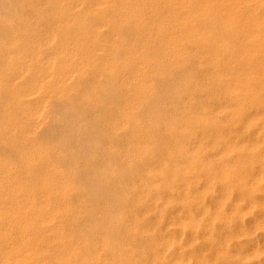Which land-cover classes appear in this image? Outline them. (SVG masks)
<instances>
[{
    "label": "bare ground",
    "instance_id": "obj_1",
    "mask_svg": "<svg viewBox=\"0 0 264 264\" xmlns=\"http://www.w3.org/2000/svg\"><path fill=\"white\" fill-rule=\"evenodd\" d=\"M24 1H26V3H24V5L26 4V6H28V8L29 7L33 8V6L35 5L34 4L35 2L32 3V1H30V0H24ZM47 1L50 2L49 0H47ZM55 1H56L57 6L55 9H53V14H54L53 19L51 17V19L53 20L52 22L54 24V27L51 28L50 31H48V32L45 31V33L41 34V36H36L37 35L35 33L36 31L34 33L30 32V30L27 29L26 23L23 22L25 27H23L22 30L17 32V29H19V28H17L16 31H14V29L8 31L5 34V37H3L1 42H0V93L3 92L4 95H5V93L8 94V98H9V100L7 99L8 102L6 103L3 100L1 101V97H0V102H2L3 104L5 102V104L7 105L5 107H7L8 109H10V107H12L13 109L19 110V112L22 113V119L16 120L15 118L12 117L13 115L7 109L2 107L5 110V112L2 109L4 116H3V120L2 119H0V120L3 121V124L5 123L8 126H7V128L5 127V128H2V130H0V139H14V137H18V138L21 137L20 138L21 140L24 141L27 139L29 141L31 136H33L32 134L34 132V128L35 127L37 128L36 125H37L38 116L41 115V113L43 112V109L46 108L48 104H50L49 106L51 108L53 107L51 105V103H49V102L52 99H56V98L58 99V98L63 97V96H65V97L69 96L68 94L72 91V89L74 88V85L71 84L72 83L71 81H69L70 83H68V80L71 79V77L74 76L75 74L77 77L81 76V78H82V74L85 71L86 65L87 66L88 65H93V66L97 65L98 66V64H99V66H101V69H102L100 71H106L107 74L109 73V75L111 76L110 78L115 79L116 81H119L120 82L119 84L122 85L123 87H125V90L128 93V95L130 94V99L125 104V107H119V108L115 109V113L117 116L111 122L110 128L112 129L113 132H119V130H125V129L130 132L129 137L126 139L127 140L126 147L124 146L125 148L123 149V155H122L123 160L121 159L122 160L121 166L123 164L126 168H128V170H131L132 169L131 165L133 163H137L141 166H144V168H145L144 170H145V173L147 176V179H146L147 182H145L143 184L142 191L138 192L135 189L136 186L133 187V190L131 189L133 194H134V198H135L134 201L137 203H141L144 206L145 212L144 211L143 212L145 214L144 215L142 214L143 218H141V219H143V222L145 223L144 219H146L147 214H149V212H152L153 214H155V219L157 220V223H158V220L161 221L162 219H165L164 217H166L163 214V212H164V208L166 207L167 204L174 202V200H176V199H178V200L180 199V200H183L185 202L197 200L195 202V204L199 207V210L197 213L193 214L190 210H188L182 216L179 214L172 216L171 222L174 223L175 225L179 224V226H182L181 227L182 229L187 227V228H191V230H194L195 232H198L200 225L203 224V222H204L205 228H204V234L203 235H204V238H207L208 243L210 245L214 246L213 259L214 260L221 259V260L226 262L224 264H228V261L231 258L230 256H232L231 252L229 251V244H230L229 241H230V239H232V235L236 234V233L232 234L230 229H229L228 223H229V217L230 216H227V213L224 209L225 202H231V207H230L231 211H232L233 215L235 214L236 216H239V218L241 216L243 217L246 213L251 212V210L255 206L259 207L261 209V211H263L262 215L264 213V200H263L264 195H262L261 198L258 196L259 199L256 197L257 192H259V194H261V193L264 194V0H163L164 3L161 5L159 4L158 0L157 1L132 0L134 2V4H136L135 5L136 16L134 18H137L140 21H144L145 15H147V14L146 13L144 14L142 12L145 10H148L150 17L151 16L153 17L152 23L151 22L150 23L152 25V28L154 29V32H153V34H148V36L147 35L146 36H147V40H150V39L157 40L155 42H157V44H159L160 47H162V49H163L162 53H161L162 56H161V58H157L155 55V56H153L154 58L152 59V58L147 56L149 53L148 50H147V52H148L147 55L145 54V52H142V51H141L142 53L140 52L139 54H136L131 50V48L125 47L126 46L125 45L124 46L125 49L122 50L124 52V57H123L124 59L123 60H117V58L115 57L114 51H115V49H117L119 47L118 46L120 44V42H119V44L117 43V45L116 44L112 45V51H110L111 54L108 51V53H109L108 55L110 57L109 58L110 61L107 62L108 65H106V64L100 65V63H98V57H97L96 52L98 50L103 49L104 46L102 44V41H100L98 35L95 32L97 29H99L98 27L101 25V23H103L104 20H105L104 23H106L107 20L104 19L103 16L98 15L99 14L98 12H97L98 14H96V10L100 6H105V8L107 7L108 9L113 11V13H116V15H117V13H119L121 10H123L129 6L126 4H131V2H129V0H92V4L91 3L89 4L90 5L89 8H91L93 10V12L91 11L92 15L94 14L97 16L96 17L97 21L94 22V18H93V21L89 22L85 18V12H82V14H80V9L81 8L84 9V4H85L84 1L85 0H55ZM138 1H140V2H138ZM41 2H40V4H41ZM5 4H7V2H5ZM13 4L11 5V8H12ZM3 5H4V0H3ZM6 6H4V7H6ZM8 7H9V5L7 6V8ZM89 8L87 9V11H89ZM128 9H129V7H128ZM4 10H6V9L4 8ZM31 10L33 11V9H31ZM40 10H43V9L40 8ZM100 10H101V8H100ZM16 11H17V9H16ZM37 11H39V8L37 9ZM18 12H20V11L18 10ZM44 12H47V11H44ZM49 13H50V11H49ZM87 13H89V12H87ZM3 14H1V15H3ZM14 16H12V17H14ZM122 16L125 17L123 14H122ZM90 19H91V17H90ZM35 20L37 22V19H35ZM8 21H10V20H8ZM16 21H17V19H16ZM3 22H0V25L3 26V29L5 27L7 28V25L10 24V22H7L8 24L3 23ZM21 22H20V24H21ZM29 22H30V20H29ZM40 22H41V20H40ZM18 25H19V23L17 24V26ZM8 26L10 28V25H8ZM73 28L74 29L76 28V30L74 31ZM34 29H36V28H34ZM0 32H2V31H0ZM108 33H107V35H108ZM57 34H60V35L57 36ZM112 38H114V37H112ZM134 38H135V36H134ZM184 43L191 44V46L194 48V59H195L194 63L191 62V56L192 55L191 54L189 55L190 52L185 51V49L183 47ZM109 44H112V43H109ZM150 44L152 45V43H150ZM106 46H108V44ZM144 47H145V45L143 46V48ZM143 48H141V49H143ZM105 49H107V48H105ZM105 54H106V52H105ZM119 54H120V52H119ZM151 55H152V53H151ZM99 57H100V55H99ZM179 57L180 58L183 57L182 58L183 59L182 62H184L183 66L185 65L186 61H187V63L189 62V65L185 66L184 69H187L190 66L195 67V69H200V70L208 67L207 68L208 72L204 78V82H201V83H198L197 81L193 80L195 78V76L192 74H188V75L183 76V81H185L186 86H187L186 88H188V91H189V94L186 95L188 105L185 108V115L181 116L177 113H176V115L171 114L172 115L171 118H173V120L170 121L169 125H171V126L168 129H166V131H167L166 133L168 135L167 137H169V139H167L165 137L163 139H161L160 134L157 133L158 134L157 135L155 133L156 130L155 131L149 130L151 128L156 127V124L152 122L153 119L151 120V119L145 118L146 120H144L143 118L138 117L136 115V113L138 112V109L140 108L141 105H145V102H144L145 97L147 95H149V93H151L150 92L151 90H153V87L150 84L151 81L149 82V80L147 79V76L148 75H154V74L162 75L166 71H168L169 68L174 67V66L176 67V65H178V61H179L178 58ZM98 68L99 67H97V69ZM174 69L175 68H173V70ZM89 70H90V68H89ZM91 71H90V73H91ZM168 74L170 75V72H168ZM172 74L173 73H171V75ZM87 76L88 75H86V77ZM104 76H105V74H104ZM94 81L97 82V77L94 78ZM81 85L83 86V84H81ZM95 85H96V83H95ZM152 85H153V83H152ZM79 86H80V84H79ZM100 92H101V90H100ZM102 94H103V92H102ZM4 95H2V96H4ZM99 95H100V93H99ZM72 96H74V95H72ZM72 96H71V99H72ZM103 96H105V95H102V97ZM84 98L86 99L87 102L90 101V100L88 101V99H89L88 93L84 96ZM67 99H69V97H67ZM105 99H107V97ZM63 100H66V99H63ZM74 100H76V99H74ZM79 100H81V99L79 98ZM93 101H91V102H93ZM64 102H63V104H64ZM70 102H71V100H70ZM143 102H144V104H143ZM2 103H0V104H2ZM75 103H74V105L72 103V105L75 106ZM154 103H155V101H154ZM101 104H102V102H101ZM58 105H60V104H58ZM72 105L70 103L71 107H72ZM89 105H91V104H89ZM89 105H87V106H89ZM67 107H68V105H67ZM78 107H77V109H78ZM105 107L107 108V106H105ZM73 108L74 107H72V109ZM62 109H64V108H62ZM52 110H53V108H52ZM69 110H71V109H69ZM82 110H84V109H82ZM92 110H94V109H92ZM45 112L43 114H45ZM67 113H69V112H67ZM82 113H85V112L82 111ZM106 113H108V112H106ZM106 113H105V115H106ZM53 114H54V112H53ZM18 115H19V113H18ZM45 115L48 116L47 113ZM52 115H50V116H52ZM97 115H99V114L97 113ZM145 115H146V113H145ZM54 116H55V114L53 115V117ZM78 116H80V115H78ZM111 118H113V117H110V119ZM18 119H19V117H18ZM48 119L51 120L50 117H48ZM80 120H82V119H80ZM97 120H99V118ZM41 121H42V119H41ZM160 121H161L160 119H157V122H160ZM39 122H40V120H39ZM47 122H50V121L47 120ZM47 122H46V124H47ZM67 122H69V121H67ZM42 124H44V123H42ZM46 124H45V126L42 125L43 128L46 127ZM60 124H62V123H60ZM74 124H75V122H74ZM47 125L49 127V123ZM78 125H80V124H78ZM87 125H89V124H87ZM105 125H107V124H105ZM39 126H41V125H39ZM74 126H76V125H74ZM146 126H148V128H146ZM67 127H69V126H67ZM81 127H83V124ZM71 128H69L70 131H71ZM93 128H95V127H93ZM176 128H178V129L180 128V130H176ZM48 129H50V128H48ZM83 129H84V127H83ZM41 130H43V129H41ZM50 130H52V129H50ZM61 130H62V128H61ZM69 130H67V132ZM103 130H105V129H103ZM56 131H60V130L57 129ZM73 131H72V133H74ZM76 131H78V130H76ZM100 131H102V130H100ZM44 132H46V131H44ZM53 132H54V130H53ZM78 132H77V134H78ZM40 133H43V131L39 132V136H40ZM102 133H103V131H102ZM110 133H112V132H110ZM55 134H56V132H55ZM44 135H46V137H48L47 136L48 134H44ZM44 135H41L40 137H42V136L44 137ZM156 135L159 137H157ZM63 136H64V132H63ZM75 136H78V135H75ZM79 136H80V134H79ZM100 136H102V135H100ZM46 137H45V139H46ZM54 137L57 138V136H55V135H54ZM89 137H90V135H89ZM89 137L87 136V138H89ZM60 138L61 137H59V139ZM83 138H84V132H83ZM42 139H44V138H42ZM47 139H49V138H47ZM90 139L92 140V137ZM19 140H17V141H19ZM49 140H51V139H49ZM67 140L69 141V139H67ZM94 140H97V139H94ZM72 141H74V140H72ZM114 141H115V139H114ZM168 141L170 142L169 144H167ZM50 142H52V141H50ZM89 142H91V141H89ZM93 142H95V141L92 140V143ZM98 142H96V143H98ZM13 143H14V141H13ZM46 143H48L47 140H46ZM52 143H54V142H52ZM0 144H1V142H0ZM39 144L40 143L38 142V145H35L33 147L32 151L29 152L30 155H26L28 157L26 158L25 165H27V166L30 165L33 168V164L35 161H36L35 163H39L42 165L45 158H48V157H46L48 152H49L48 148H46L48 145H46V147H44V146L42 147ZM58 144H61V143H58ZM89 144H91V143H89ZM12 145H14V144H12ZM80 145H82V144H80ZM51 146L52 145H50V148H51ZM95 146H96V144H95ZM4 147H7V144H6V146L4 145ZM53 147H55V146L53 145ZM61 147H63V145ZM86 147H89V146L87 145ZM100 147H101V145H100ZM9 148H8V153H10ZM13 148H14L13 152H15V147H13ZM91 148H93V147H91ZM20 149L23 151V147ZM78 149H79V147H78ZM78 149H77V151H78ZM108 149H109V147L107 148V150ZM50 150H52V149H50ZM71 150L75 151L76 149L75 150L71 149ZM98 150H99V148L96 151H98ZM116 150L114 152L112 150V153H115V152L117 153ZM57 152H59V151H57ZM107 152L109 153V151H107ZM19 153H20V151H19ZM54 153L56 154V152H54ZM66 153H67V151H66ZM72 154H73V152H72ZM79 154H81V153H79ZM82 154H84V153H82ZM159 154H160V156H159ZM1 155H3V154H1ZM74 155H75V152H74ZM78 155H76V157ZM105 155H106V153H105ZM110 155H113V154H110ZM18 156H19V154H18ZM68 156H69V154H68ZM93 156H94V154H93ZM1 157H3V156H1ZM4 158H5V156H4ZM16 158L18 159V157H16ZM113 158H115V155H114V157H111V159H113ZM47 160L48 159H46V161ZM78 160H79V158H78ZM85 160H87V159H85ZM68 161H70V160H68ZM72 161H74V160H72ZM94 161H95V159H94ZM94 161L92 160V163H94V165H95ZM2 162L0 160V164H2ZM16 162H17V160H16ZM18 162H19V160H18ZM78 162H80V161H78ZM82 162H84V160ZM22 163H23V161H22ZM46 163H48V162H46ZM52 165H53V163H52ZM52 165L49 164V166H52ZM55 165H56V163H55ZM64 165H65V163H64ZM71 165L69 164L70 168L72 167ZM83 165H84V163H83ZM4 167H6V166H4ZM4 167H3V169H4ZM36 167H37V165H36ZM109 167H111V166H109ZM109 167H108V169H109ZM45 168H48V165H47V167L45 166ZM71 170H73V169H70V172H71ZM9 171H11V170H9ZM32 171H34V170H32ZM44 171H45V169H44ZM107 171H111V170H107ZM132 171H134V170H132ZM46 172L49 173V171H46ZM50 172H51V169H50ZM77 172H80L77 174H81V171H77ZM52 173H53V171H52ZM83 173L81 174L82 176H83ZM91 173H93V172L91 171ZM91 173L89 174L90 176H91ZM94 173H95V171H94ZM113 173H115V172L113 171ZM118 173H119V171H118ZM32 174H34V172ZM96 174H97V172H96ZM96 174H94V175H96ZM107 174H108V172H107ZM128 175H129V173H128ZM6 176H8V175H6ZM9 176H12V175H9ZM68 176H66V178H69ZM99 176H100V173H99ZM117 176H118V174H117ZM35 177H36V175H35ZM11 178H13V177H11ZM16 178H18V177H16ZM88 178L86 177V179H88ZM110 178L111 177H109V179ZM60 179L62 180V178H60ZM73 179L75 180V179H77V177L76 178L74 177ZM78 179H79V177H78ZM118 179L119 178L117 177V180ZM129 179H132V177ZM16 180L18 181L19 179H16ZM96 180L94 179V183ZM80 181H76V182L79 183ZM114 181L115 180H113L111 182L114 183ZM33 182H34V180H33ZM88 182H89V180H88ZM107 183H110V182H106V184ZM132 183H134V182H132ZM38 184H39V190L40 191H43V189L44 190L45 189H56V191L58 192V195L61 194L62 196H65L67 191L74 190V185H71L70 182H68V180L67 181L66 180L65 181L64 180L57 181L56 178H54V177L53 178L48 177V178L42 179V181ZM81 184H83V182ZM85 184H87V183L85 182ZM88 184H90V183H88ZM1 186L2 187H0V189H3V190H5L6 187L9 189H11V187L12 188L16 187L19 189L17 183L16 182H10V180L6 181V183L3 185L1 184ZM20 186H21V184H20ZM92 186H94V185H92ZM31 187L29 186L30 190H29V188L26 189V187H25V189H24L22 187V189H20V191H18L17 193H15V191H14L15 189H14L12 196L9 194L8 195L9 197H7V198H5L3 196L5 198V199L3 198L4 200L0 199V264H44V262L42 260L39 261L40 259L37 257V255H38L37 254V247H38V240L39 239L37 237H35V239L33 241H31L30 240V232L32 231L31 229H35V227L33 228L32 225L33 224L36 225L35 223L37 221H39V219L42 218L41 216H39L40 215L39 212L43 211L45 206L43 204V202H44L43 199H42V201H43L42 203L40 201V198L43 197L42 194L35 193L36 187H34V188H31ZM98 187H101V186H98ZM115 187H117V186H115ZM125 187H126V185H125ZM214 187L218 188V193H217L216 197L213 199L211 206L207 207L206 205H203V203H204L203 201H204L205 197L209 194V192ZM87 188H89V187H87ZM102 188L106 189V187H104V186H102ZM18 189H16V190H18ZM80 189H84V188H80ZM96 190H98L97 192H100L99 189H96ZM111 190H114V189H111ZM121 190L123 191V189H121ZM56 191L54 193H56ZM117 191H118V193H120L119 189ZM47 192H48V190H47ZM79 192L80 191H78V193ZM81 192H82V190H81ZM112 192H115V191H112ZM109 193L110 192L107 193V197L109 196L108 195ZM125 193H123V194H125ZM127 194L128 193H126V195ZM76 195H77V193H76ZM96 195H97V193H96ZM98 195L100 196V194H98ZM112 195L114 196V193ZM78 196H80V193ZM78 196H77V198H78ZM102 196H105V195L103 194ZM116 196H115V198H116ZM37 197H38V200H37ZM60 197H59V199H60ZM107 197H106V199H107ZM110 197L112 198V196H110ZM124 197H125V195H124ZM99 198H101V197H99ZM121 198L123 199V197H121ZM106 199H104V200H106ZM110 199H109V201H111ZM159 199L160 200L162 199L161 202H159ZM83 200L82 201L80 200V201L83 202ZM113 200H115V199H113ZM125 200H126V198H125ZM60 202H62V203H60V205L62 204L61 206L63 207V209H67L66 208V206H67L66 201L62 200ZM115 202H117V201H115ZM56 204H58L57 201H56ZM96 204L97 205H95V207L98 206V202ZM132 204L134 205L133 202H132ZM51 205H52V202H51ZM84 205H86V204H84ZM70 206L71 205H69V207ZM91 206H93V205H91ZM112 206H113V204H112ZM126 206L127 205H125V207ZM75 207H76V204H75ZM128 207H130V206H127L126 208L128 209ZM50 208H48V209H50ZM112 208L117 209V207H115V205ZM120 208L122 210L123 207L120 206ZM140 208H141V206H140ZM79 210H81V209H79ZM92 210H95V209L92 208ZM104 210H105V208H104ZM111 210H113V209H111ZM52 211H57V209L54 208ZM83 211H81L79 216H77V217L80 218ZM89 211H91V210H89ZM115 211H118V209ZM91 212H93V211H91ZM99 212L100 211H98L97 213H99ZM101 212L103 214V211H101ZM123 212H124V210H123ZM77 213H79V212L77 211ZM104 213H106V212H104ZM122 213H120V215ZM232 213H231V215H232ZM75 214H76V212H75ZM83 214H85V213H83ZM89 214H92V213H89ZM43 215H45L44 212H43ZM99 215H100V213H99ZM106 215H108V214H106ZM126 215H128V213ZM89 216L91 218V215H89ZM83 217H81V219ZM87 217H88V215H87ZM130 217H132V216H130ZM68 218H70V217H68ZM92 218H94V217H92ZM111 218H112V216H111ZM132 218H134V217H132ZM42 219L48 221V219H51V216L50 215L48 216L46 213V216H43ZM84 219H86V218H84ZM149 219H150V217L148 218V220ZM217 219L223 221L224 224H226V228H227L226 233L221 235V236H218V237L214 236L215 234H214V226H213ZM57 220H59V219H57ZM75 220H76V218H75ZM127 220H129V219H127ZM47 221H45V222L47 223ZM110 221L112 222V219ZM140 221H141L140 223H142V220H140ZM253 221H254L255 227H258V226L260 227V225H262L261 224L262 221H264V216L259 215V217L255 218ZM39 222H41V221H39ZM95 222H97V221H95ZM101 222H103V221H101ZM75 223H73V224H75ZM78 223H77V227H79ZM164 223H166V222H164ZM41 224H43V223H41ZM68 224H70V222ZM83 224H85V223H83ZM86 224H89V223H86ZM96 224L97 223H95V225ZM107 224H109V223H107ZM111 224H113V222ZM46 225H49V224H46ZM91 225H93V222ZM56 226L57 227L55 230V234L60 233L62 235V233H64V231H63L64 226L62 224H57ZM72 226H74V225H72ZM109 226H111V225H109ZM128 226H129V223H128ZM150 226H151V223H150ZM44 227H45V225H44ZM50 227H46L45 230L47 228H50ZM52 227H55V226H52ZM85 227L86 226H84V230H85ZM111 227H113V226H111ZM146 227H148V225H146ZM152 227L155 228V226H153V225H152ZM165 227H166V225H165ZM37 228H39V227H37ZM42 228H43V225H42ZM42 228H40V232H41ZM80 228L83 229L82 226ZM86 228H90V227L88 226ZM97 228H98V226H97ZM167 228H168V225H167ZM76 229H74V230H76ZM82 229H80V230H82ZM242 229L244 230V227ZM89 230H88V232H89ZM132 230L135 231V227ZM68 231H69V229H68ZM79 231L77 232V234L79 233ZM100 231H102V230H100ZM100 231L98 233H100ZM147 231H149V230H147ZM88 232H87V234H90ZM90 232L93 235V233H92L93 230ZM114 232H111V233L113 234ZM155 232H156V230H155ZM44 233H47V232H44ZM66 233L68 234V232H66ZM105 233L107 234V232H105ZM117 233H118V231H117ZM157 233H158V231H157ZM243 233H244V231H243ZM51 234H53V233H51ZM74 234H73V236H74ZM56 235H58V234H56ZM83 235L85 236V234H83ZM92 235H90V236H92ZM155 235H157V234H155ZM43 236H44V234H43ZM185 236H186V234H185ZM122 237H123V235H122ZM151 237H152V235H151ZM190 237H191V235H190ZM234 237H236V236H233V238ZM67 238H68V235H67ZM57 239H55V240L57 241ZM90 239H91V237H90ZM90 239H89V241H90ZM136 239H138V238H136ZM155 239H156V237L154 238L153 245L156 244ZM191 239L194 240V238H191ZM44 240H45V238H44ZM64 240H65V238H64ZM107 240H108V238H107ZM161 240H163V243H164L163 246H165L169 243L170 244L175 243L177 238L166 235V236L162 237ZM178 240H181L180 237H178ZM51 241H53V240L51 239ZM72 241H73V239H72ZM130 241H131V239H130ZM65 242H67V240H65ZM115 242H116V240H115ZM177 242L178 241H176V244H177ZM70 243H71V241H70ZM70 243H67V244L69 245ZM86 243H87V245L89 244V242H86ZM107 243L109 244L110 241H108ZM71 244L69 246H71ZM75 244H73V245H75ZM79 244H80V241H79ZM102 244H103V242H102ZM149 244H151V243L149 242ZM188 244H190V243H188ZM60 245L62 246V242ZM77 245H78V243H77ZM87 245H84V246H86V247L90 246V245L89 246H87ZM72 246H71V248H72ZM109 246H110V244H109ZM74 247L75 246H73V248ZM66 248H68V247H66ZM79 248L80 247H78L77 249H79ZM117 248H118V246H117ZM205 248H206V246H205ZM61 249H63V248H61ZM172 249H175V248H171V251H170L171 254H172ZM49 250H50V248H49ZM80 250H79V252H80ZM89 250H90V248H89ZM104 250H105V247H104ZM72 251H73V249H72ZM150 251H152V250H150ZM261 251H264V243L262 246H260L256 249L249 248L245 252L244 251H243V253L241 252L242 254H235V255L238 258H244V259L248 260V259L255 257ZM46 252H47V250H46ZM101 252H102V250H101ZM39 253H41V252H39ZM112 253H114V250ZM141 253H143V252H141ZM70 254H72V253H70ZM73 254H74V252H73ZM92 254H94V253L92 252ZM97 254H99V253H97ZM110 254H111V252H110ZM50 255H52V254H50ZM57 255H59V254H57ZM86 255H89L88 252H87V254H85V257H86ZM107 255L108 254H106V256ZM138 255H140V253ZM142 255H140V257ZM153 255H154V258H152V257L144 258V261H145L144 264H176L177 261H181L184 259L183 256L181 255L182 257H177L173 261H168L165 258V252H164L163 248L154 250ZM43 256L44 255H42V258H43ZM68 256H69V254H68ZM94 256H95V254H94ZM103 256H104V254H103ZM103 256H100V257H103ZM146 256H148V255L146 254ZM146 256H143V257H146ZM69 257H71V256H69ZM79 257L84 258V256L83 257L79 256ZM79 257H78V259H79ZM167 257H168V254H167ZM72 258H73V256H72ZM190 258H191V256H190ZM192 258H193V256H192ZM196 259H197L196 264H206L207 263L206 261L203 260V257H201L199 255H196ZM46 260H48V259H46ZM51 261L52 260H50V262ZM66 261H65V263H66ZM75 261H77V259H75ZM75 261L73 264H75ZM81 261H83V260H81ZM139 261H141V260L139 259ZM107 262H108V259H107ZM122 262H124V261L120 260L119 264H123ZM133 262L134 261H132V263ZM76 263H78V262H76ZM82 263L83 262H81V264ZM88 263H91V262H88ZM96 263H97V261L94 262V264H96ZM124 263L126 264V262H124Z\"/></svg>",
    "mask_w": 264,
    "mask_h": 264
},
{
    "label": "rangeland",
    "instance_id": "obj_2",
    "mask_svg": "<svg viewBox=\"0 0 264 264\" xmlns=\"http://www.w3.org/2000/svg\"><path fill=\"white\" fill-rule=\"evenodd\" d=\"M2 1V2H1ZM11 1V2H10ZM32 1V3H34L35 5L32 7H29L26 6V4L24 5V3H26V1L24 0H4V5H3V0H0V22H3V23H7V22H10V28L9 26L7 25V28L5 27L3 29V26L0 25V42L2 40L3 37H5V34L10 31V30H13L16 31L17 28V32L22 30L23 27H25V25L23 24V22L26 23V26H27V29L30 30V32H35L37 35L36 36H41V34H44L45 31L48 32L51 30V28L54 27V24H53V9L56 8V1L55 0H49L50 2H48L47 0H30ZM42 1V2H41ZM151 1H157V0H151ZM5 2H7V4H5ZM21 2V3H20ZM23 2V3H22ZM41 2V4H40ZM45 2V3H44ZM85 4H84V9H80V14H82V12H85V18L87 21L89 22H92L93 21V18H94V22L97 21V16L96 15H92L91 11L93 12V10L91 8H89V4L91 3L92 4V0H85L84 1ZM127 2V1H126ZM129 2H131V4H126V5H129V9L128 7L121 10L119 13H113V11H111L110 9H108L107 7L105 8V6H100L97 10H96V14L98 15H101L104 17V19L107 20L106 23L105 20L103 23H101V25L98 27L99 29L96 30V34L98 35L100 41H102V44H103V49L101 50H98L96 53H97V57H98V63H100V65L102 64H106L108 65L107 62L110 61V57H109V53L110 51H112V45L113 44H116L117 43L120 44L118 45L119 47L117 49H115L114 53H115V57L117 58V60H123L124 58V52L122 50L125 49V47H128V48H131V50L136 53V54H139L141 51L142 52H145V54L147 55L148 53V57L150 58H154L153 56L156 55L157 58H161V53H162V47H160L159 44H157V40L155 39H150V40H147V36L148 34H153L154 32V29L152 28V20H153V17L149 15V11L148 10H145L143 11L142 13H146L147 15H145V19L144 21H140L139 19L137 18H134L136 16L135 14V5L134 2L132 0H129ZM140 2V1H138ZM159 4H163V0H158ZM9 3V4H8ZM13 4L12 8H11V5ZM39 3V4H38ZM51 3V4H50ZM19 4V5H18ZM53 4V5H52ZM9 5V7L7 8V6ZM132 5V6H131ZM6 6V7H4ZM42 6V7H41ZM45 6V7H44ZM134 6V7H133ZM15 7V8H14ZM18 7V8H17ZM36 7V8H35ZM44 7V8H43ZM4 8L6 10H4ZM10 8V9H9ZM14 8V9H13ZM39 8V11H37V9ZM43 9V10H40ZM89 8V11H87V9ZM101 8V10H100ZM105 8V9H104ZM17 9V11H16ZM33 9V11L31 10ZM36 11H35V10ZM2 10V11H1ZM18 10L20 12H18ZM23 10V11H22ZM27 10V11H26ZM16 11V12H15ZM30 11V12H29ZM44 11H47V12H44ZM50 11V13H49ZM111 11V12H110ZM130 11V12H129ZM5 14H3V13ZM43 12V13H42ZM89 12V13H87ZM98 12V13H97ZM11 13V14H10ZM15 13V14H14ZM32 13V14H31ZM39 13V14H38ZM131 13V14H130ZM3 14V15H1ZM13 14V15H12ZM23 14V15H22ZM111 14V15H110ZM122 14L125 16L123 17ZM15 15V16H14ZM20 15V16H19ZM91 15V16H90ZM11 16V17H10ZM14 16V17H12ZM48 16V17H47ZM50 16V17H49ZM113 16V17H112ZM129 16V17H128ZM3 17V18H2ZM5 17V18H4ZM37 17V18H36ZM42 17V18H41ZM52 17V19H51ZM91 17V19H90ZM7 18V19H6ZM17 21H16V19ZM33 18V19H32ZM37 19V22L35 19ZM117 18V19H116ZM127 18V19H126ZM19 19V20H18ZM39 19V20H38ZM110 19V20H109ZM151 19V20H150ZM10 20V21H8ZM30 20V22H29ZM41 20V22H40ZM115 20V21H114ZM122 22H121V21ZM6 21V22H5ZM22 21V22H21ZM120 21V22H119ZM21 22V24H20ZM48 24H47V23ZM112 22V23H111ZM141 22V23H140ZM151 22V23H150ZM19 23V25L17 26V24ZM46 24V25H45ZM107 24V25H106ZM148 24V25H147ZM21 25V26H20ZM52 25V26H51ZM118 25V26H117ZM145 25V26H144ZM13 26V27H12ZM38 26V27H37ZM102 26V27H101ZM117 27V28H116ZM149 27V28H148ZM2 28V29H1ZM36 28V29H34ZM116 28V29H115ZM9 29V30H8ZM47 29V30H46ZM104 29V30H103ZM109 29V30H108ZM135 29V30H134ZM38 30V31H37ZM73 30L75 31L76 28ZM139 30V31H138ZM5 31V32H4ZM102 31V32H101ZM118 31V32H117ZM29 32V31H28ZM100 32V33H99ZM106 32V33H105ZM109 32V33H108ZM128 32V33H127ZM135 32V33H134ZM108 33V35H107ZM111 33V34H110ZM134 33V34H133ZM144 34V35H143ZM60 34H57V36H59ZM118 35V36H117ZM147 35V36H146ZM135 36V38H134ZM146 36V37H145ZM104 37V38H103ZM114 37V38H112ZM121 38V39H120ZM131 38V39H130ZM134 39V40H133ZM112 40V41H111ZM141 40V41H140ZM110 41V42H109ZM129 41V42H128ZM132 41V42H131ZM139 41V42H138ZM114 42V43H113ZM116 42V43H115ZM131 42V43H130ZM152 43V45L150 43ZM105 43V44H104ZM109 43H112V44H109ZM149 43V44H148ZM108 44V46H106ZM141 44V45H140ZM147 44V45H146ZM126 45V46H125ZM133 45V46H132ZM145 45V47L143 48V46ZM187 45V46H186ZM125 46V47H124ZM135 49H134V48ZM151 47V48H150ZM183 47L185 49L186 52H190L189 55L191 54V62H195V59H194V48L191 46V44H187V43H184L183 44ZM107 48V49H105ZM143 48V49H141ZM149 48V49H148ZM153 48V49H152ZM177 48V47H176ZM193 48V49H192ZM134 49V50H133ZM138 49V50H137ZM137 50V51H136ZM148 50V52H147ZM192 50V51H191ZM106 54H105V52ZM109 51V53H108ZM117 52V53H116ZM120 52V54H119ZM141 52V53H142ZM152 53V55H151ZM100 57H99V55ZM104 54V55H103ZM111 54V53H110ZM118 56H117V55ZM122 54V55H121ZM102 55V56H101ZM103 57V58H102ZM102 60H100V59ZM120 58V59H119ZM183 58V57H182ZM182 58H178V65H176V67H171L169 68L168 71H166L164 74L162 75H157V74H154V75H148L147 76V79L149 80L151 86L153 87V90H151L149 93V95H147L145 97V105H141L140 108L138 109V112L136 113V115L138 117H141L143 118L144 120L146 119H153L152 122L156 124V127L155 128H151L149 129L150 131H155V133L157 134H160V137L161 139H163L164 137L169 139V137H167V131L166 129H168L171 125L170 124V121L173 120L172 115L176 113L181 115V116H184L185 115V108L187 107L188 105V102H187V94H189V91H188V88H186V83L185 81H183V76L185 75H188V74H192L195 76V78L193 80L197 81L198 83H201V82H204V78L208 72V67L207 68H203V69H195V67H188L187 69H184L185 66H188L189 65V62L187 63V61L185 62V65L183 66V59ZM106 59V60H105ZM105 60V61H104ZM194 60V61H193ZM182 63H181V62ZM187 64V65H186ZM183 66V67H182ZM90 70H89V68ZM97 67H99L97 69ZM192 67V68H191ZM173 68H175L173 70ZM88 69V70H87ZM97 69V70H96ZM92 70V71H91ZM102 70L101 69V66H93V65H86L85 66V71L84 73L82 74V78L81 76L77 77L76 74L74 76L71 77V79L68 80V83H70L69 81H71L72 85H74V90L72 89V91L68 94L69 96V99H67V97L63 96V97H60V98H56V99H52L49 103H51V105L53 106V110L52 108L49 106L50 104L47 105L46 108L43 109V112L41 113L40 116H38L37 118V128L35 129L34 128V132H33V136H31L30 140L28 141L27 139L26 140H21L20 138L21 137H14V139H0V142H1V146H0V160L2 162V164H0V187L1 184H5L6 181H9L10 182H16L19 189L18 188H12L9 189L6 187L5 190L3 189H0V199H3L4 197L7 198L9 197L8 195L10 194L12 196V193L15 191V193H17L18 191H20V189H22V187L25 189H28L29 186L32 187L31 188H34L36 187V192L37 194H42V198H40V201L41 203L43 202L44 204V209L43 211H40L39 212V216H41L43 218V216H46V213L47 215L51 216V219H48L47 220H43L42 218L39 219V221H37L35 224L36 225H32L33 228L35 227V229H31L30 231V240L33 241L35 239V237H37L39 240H38V247H37V257L40 259L39 261H43L44 264H73L75 259H77V261H75V264H81V262H83L82 264H94V262L97 261L96 264H119V261L120 260H123L124 262H126V264H144L145 261H144V258H149V257H152L154 258V255H153V252L154 250L156 249H161L163 248L164 249V252H165V258L168 260V261H173L175 260V258L177 257H182L183 256V260L181 261H177L176 264H196L197 263V259H196V255H199L201 257H203V260L206 261L207 263L206 264H224L226 263L225 261L221 260V259H218V260H214L213 259V254H214V246L213 245H210L207 241V238H204V228H205V223L203 222V224L200 225L199 227V230L198 232H195L194 230H191V228H181L182 226H179V224H174L171 222V218L172 216L174 215H184L185 212H187L188 210H190L193 214L197 213L198 210H199V207L195 204V202L197 200H194V201H190V202H185L183 200H174V202L172 203H169L166 205V207L164 208V212L163 214L168 218L164 217L165 219H162L161 221L158 220V223H157V220L155 219V214H153L152 212H149V214H147L146 216V219H144L145 223L143 222V216L142 214L144 215L145 213V210H144V206L141 204V203H137L134 201V194L132 192L133 190V187H135V189L138 191V192H141L142 191V188H143V184L145 182H147V176H146V173H145V168L144 166H141L137 163H133L131 166V170H128V168H126L123 164L121 166V161L123 160V149L126 147V142H127V138L129 137L130 135V132L128 130H119V132H113L112 129L110 128V124L111 122L116 118V113H115V109L116 108H119V107H125V104L127 103V101H129L130 99V94L128 95V93L126 92L125 90V87H123L122 85H120L119 81H116L115 79H112L110 78L111 76L109 75V73L107 74L106 71H100ZM88 71V72H87ZM91 71V73H90ZM197 71V72H196ZM101 72V73H100ZM104 72V73H103ZM168 72H170V75L168 74ZM179 72V73H178ZM188 72V73H187ZM86 73V74H85ZM171 73H173L171 75ZM185 73V74H184ZM199 73V74H198ZM105 74V76H104ZM86 75H88L86 77ZM169 75V76H168ZM101 78H100V77ZM159 76V77H158ZM97 77V82L94 81V78ZM182 77V78H181ZM99 78V79H98ZM107 78V79H106ZM110 78V79H109ZM174 78V79H173ZM103 79V80H102ZM105 79V80H104ZM76 80V81H75ZM84 80V81H83ZM92 80V81H91ZM199 80V81H198ZM83 82V83H82ZM96 83V85H95ZM99 83V84H98ZM110 83V84H109ZM153 83V85H152ZM159 83V84H158ZM80 84V86H79ZM83 84V86L81 85ZM91 84V85H90ZM102 86H101V85ZM115 86H114V85ZM158 85V86H157ZM76 86V87H75ZM90 88H89V87ZM97 86V87H96ZM111 86V87H110ZM157 86V87H156ZM100 87V88H99ZM104 87V88H103ZM77 88V89H76ZM92 88V89H91ZM95 88V89H94ZM109 88V89H108ZM89 89V90H88ZM98 89V90H97ZM170 89V90H169ZM101 90V92H100ZM103 90V91H102ZM106 90V91H105ZM177 90V91H176ZM75 92V93H74ZM91 92V93H90ZM94 92V93H93ZM100 95H99V93ZM103 92V94H102ZM88 93V101H86V99L84 98V96ZM156 93V94H155ZM181 93V94H180ZM80 94V95H79ZM155 94V95H154ZM4 95L3 92L0 93V97H1V101H5L6 103L8 102L9 98H8V94L5 93V97L2 96ZM74 95V96H72ZM78 95V96H77ZM82 95V96H81ZM91 95V96H90ZM102 95H105L102 97ZM127 97H126V96ZM157 95V96H156ZM71 96H72V99H71ZM111 96V97H110ZM4 97V98H3ZM65 97V98H64ZM81 100H79V98ZM107 97V99H105ZM114 97V98H113ZM124 97V98H123ZM158 97V98H157ZM172 98V99H171ZM8 99V100H7ZM63 99H66V100H63ZM76 99V100H74ZM83 99V100H82ZM104 99V100H103ZM111 99V100H110ZM157 99V100H156ZM7 100V101H6ZM54 100V101H53ZM57 100V101H56ZM71 100V102H70ZM95 102H94V101ZM102 100V101H101ZM160 100V101H159ZM177 100V101H176ZM65 101V102H64ZM77 101V102H76ZM86 101V102H85ZM93 101V102H91ZM102 104H101V102ZM155 101V103H154ZM180 101V102H179ZM2 103L0 104V119L3 120V111L5 112V109H7L13 116V118H15L16 120H20L22 119V113L19 112V110H15L13 109L12 107H10V109H8L6 104ZM53 102V103H52ZM64 102V104H63ZM77 104H76V103ZM105 102V103H104ZM143 102V104H144ZM70 103L72 105H74L75 103V106L72 105V107H76L74 110L72 109V107L70 106ZM80 103V104H79ZM83 103V104H82ZM105 105H104V104ZM57 104V105H56ZM60 104V105H58ZM91 104V105H89ZM101 104V105H100ZM62 105V106H61ZM65 105V106H64ZM68 105V107H67ZM79 107H78V106ZM89 105V106H87ZM97 105V106H96ZM110 105V106H109ZM152 105V106H151ZM175 105V106H174ZM186 105V106H185ZM86 106V107H85ZM107 106V108L105 107ZM3 107V108H2ZM71 107V108H70ZM78 107V109H77ZM81 107V108H80ZM84 107V108H83ZM93 107V108H92ZM144 107V108H143ZM155 107V108H154ZM64 108V109H62ZM80 108V109H79ZM102 108V109H101ZM143 108V109H142ZM180 108V109H179ZM182 108V109H181ZM3 109V111H2ZM47 109V110H46ZM50 109V110H49ZM56 109V110H55ZM61 109V110H60ZM71 109V110H69ZM82 109H86L85 111L82 110ZM94 109V110H92ZM114 109V110H113ZM169 109V110H168ZM58 110V111H57ZM64 110V111H63ZM77 110V111H76ZM79 110V111H78ZM85 112V113H82V111ZM92 110V111H91ZM112 110V111H111ZM46 111V112H45ZM50 111V112H49ZM62 111V112H61ZM114 111V112H113ZM45 112V114L47 113V115L43 114ZM53 112L55 114V118L53 117ZM65 112V113H64ZM69 112V113H67ZM71 112V113H70ZM77 112V113H76ZM80 112V113H79ZM94 112V113H93ZM108 112V113H106ZM110 112V113H109ZM19 113V115H18ZM59 113V114H58ZM82 113V114H81ZM90 113V114H89ZM97 113L99 115H97ZM106 113V115H105ZM146 113V115H145ZM181 113V114H180ZM15 114V115H14ZM21 114V115H20ZM53 114V115H52ZM68 114V115H67ZM72 114V115H71ZM172 114V115H171ZM52 115V116H50ZM80 115V116H78ZM87 115V116H86ZM90 115V116H89ZM111 115V116H110ZM60 116V117H59ZM62 116V117H61ZM64 116V117H63ZM72 116V117H71ZM77 116V117H76ZM92 116V117H91ZM99 116V117H98ZM19 117V119H18ZM48 117H50L51 120L48 119ZM58 117V118H57ZM81 117V118H80ZM103 117V118H102ZM107 119H106V118ZM110 117H113L110 119ZM152 117V118H151ZM165 117V118H164ZM54 118V119H53ZM79 118V119H78ZM99 118V120H97ZM146 118V119H145ZM14 119V120H15ZM42 119V121H41ZM45 121H44V120ZM53 119V120H52ZM82 119V120H80ZM105 119V120H104ZM157 119H160L161 121L160 122H157ZM40 120V122H39ZM50 121V122H47ZM60 120V121H59ZM75 120V121H74ZM77 120V121H76ZM80 120V121H79ZM58 121V122H57ZM69 121V122H67ZM75 124H74V122ZM99 121V122H98ZM102 121V122H101ZM49 123V127L48 125L46 124ZM71 122V123H70ZM81 122V123H80ZM44 123V124H42ZM62 123V124H60ZM70 123V124H69ZM104 123V124H103ZM46 124V127L43 128V126H45ZM80 124V125H78ZM83 124V127H81ZM89 124V125H87ZM107 124V125H105ZM163 124V125H162ZM39 125H43L42 127L39 126ZM58 125V126H57ZM61 125V126H60ZM76 125V126H74ZM86 125V126H85ZM103 125V126H102ZM8 125H6L5 123L3 124V121L0 120V130H2V128H7ZM53 126V127H52ZM64 126V127H63ZM69 126V127H67ZM88 126V127H87ZM90 126V127H89ZM161 126V127H160ZM52 127V128H51ZM56 127V128H55ZM67 127V128H66ZM73 129H72V128ZM81 127V128H80ZM95 127V128H93ZM160 127V128H159ZM163 127V128H162ZM52 130H50V129ZM54 128V129H53ZM62 128V130H61ZM69 128H71V131L69 130ZM80 128V129H79ZM146 128H148V126H146ZM163 130H162V129ZM39 131H38V130ZM43 129V130H41ZM60 130V131H56V130ZM65 129V130H64ZM88 131H87V130ZM105 129V130H103ZM129 129V128H128ZM54 130V132H53ZM67 130H69L67 132ZM74 130V131H73ZM78 130V131H76ZM90 130V131H89ZM92 130V131H91ZM94 130V131H93ZM102 130V131H100ZM148 130V131H149ZM165 130V131H164ZM176 130H180V128H176ZM43 131L44 134H48L46 137V135H44L43 133H40V136L41 135H44V137H40L39 136V132ZM44 131H48L47 133L44 132ZM72 131L74 133H72ZM81 131V132H80ZM101 133H100V132ZM36 132V133H35ZM56 132V134H55ZM62 132V133H61ZM63 132H64V136H63ZM78 132V134H77ZM83 132H84V138H83ZM88 134H87V133ZM112 132V133H110ZM86 133V134H85ZM154 133V132H153ZM164 133V134H163ZM58 134V135H57ZM61 134V135H60ZM67 134V135H66ZM72 134V135H71ZM74 134V135H73ZM80 134V136H79ZM82 134V135H81ZM98 134V135H97ZM109 134V135H108ZM157 134V135H158ZM166 134V135H165ZM51 135V136H50ZM57 136L56 137H54ZM69 135V136H68ZM75 135H78V136H75ZM90 135V137H89ZM96 135V136H95ZM102 135V136H100ZM156 135V136H157ZM16 136V135H15ZM36 136V137H35ZM67 136V137H66ZM87 136L89 138H87ZM46 137V139H45ZM59 137H61L59 139ZM63 137V138H62ZM71 137V138H70ZM78 137V138H77ZM80 137V138H79ZM92 137V140L95 141L92 143V140L90 139ZM95 137V138H94ZM98 137V138H97ZM100 137V138H99ZM108 137V138H107ZM113 137V138H112ZM159 137V136H157ZM16 138V139H15ZM44 138V139H42ZM51 140H49V139ZM74 138V139H73ZM97 139V140H94V139ZM120 138V139H119ZM20 139V140H19ZM53 139V140H52ZM65 141H64V140ZM69 139V141L67 140ZM77 139V140H76ZM82 139V140H81ZM99 139V140H98ZM115 139V141H114ZM166 139V140H167ZM12 140V141H11ZM19 140V141H16ZM40 140V141H39ZM45 140V141H44ZM46 140L48 143H46ZM49 140V141H48ZM74 140V141H72ZM14 141V143H13ZM54 143H52V142ZM56 141V142H55ZM72 141V142H71ZM78 141V142H77ZM81 141V142H80ZM91 141V142H89ZM99 141V142H98ZM110 141V142H109ZM38 142L40 143L39 145L40 146H44L46 147V145H48L46 148H48L49 152L47 154L46 157L48 158H45V160L43 161V164H39V163H35L33 164V168L32 166H27L25 165V162H26V158L28 156L26 155H30V151H32L33 147L35 145H38ZM44 142V143H43ZM88 142V143H87ZM98 142V143H96ZM125 144H124V143ZM11 143V144H10ZM26 143V144H25ZM29 143V144H28ZM34 143V144H33ZM58 143H61V144H58ZM82 145H80V144ZM91 143V144H89ZM96 146H95V144ZM170 142L168 141L167 144H169ZM7 144V147H4V145L6 146ZM9 144V145H8ZM14 144V145H12ZM17 144V145H16ZM23 144V145H22ZM76 144V145H75ZM89 147H86L87 145ZM21 145V146H20ZM50 145L51 148H50ZM53 145L55 147H53ZM63 145V147H61ZM66 145V146H65ZM78 145V146H77ZM85 147H84V146ZM99 145V146H98ZM101 145V147H100ZM3 146V147H2ZM18 146V147H17ZM20 146V147H19ZM31 146V147H30ZM59 146V147H58ZM65 146V147H64ZM107 146V147H106ZM114 146V147H113ZM125 146V147H124ZM10 147V148H9ZM15 147V152H13L14 148ZM23 147V151L20 149ZM30 149H28V148ZM67 147V148H66ZM81 150H79L78 149ZM93 147V148H91ZM109 147V149L107 150V148ZM8 148H9V152L8 153ZM12 148V149H11ZM25 148V149H24ZM66 148V149H65ZM70 148V149H69ZM99 148V150L101 151H96L97 149ZM101 148V149H100ZM12 151H11V150ZM20 153H19V151ZM28 149V150H27ZM52 149V150H50ZM60 149V150H59ZM71 149H76L75 151L71 150ZM78 149V151H77ZM84 149V150H83ZM111 149V150H110ZM117 149V150H116ZM86 150V151H85ZM103 150V151H102ZM112 150L113 152L116 150L117 153H112ZM26 151V152H25ZM59 151V152H57ZM64 151V152H63ZM67 151V153H66ZM69 151V152H68ZM84 151V152H83ZM109 151V153L107 152ZM111 151V152H110ZM12 152V153H11ZM56 152V154L54 153ZM63 152V153H62ZM73 152V154H72ZM74 152H75V155H74ZM95 152V153H94ZM24 153V154H23ZM65 153V154H64ZM81 153V154H79ZM84 153V154H82ZM88 153V154H87ZM99 153V154H98ZM106 153V155H105ZM119 153V154H118ZM3 154V155H1ZM11 154V155H10ZM16 154V155H15ZM19 154V156H18ZM59 154V155H58ZM69 154V156H68ZM79 154V155H78ZM94 154V156H93ZM110 154H113V155H110ZM73 155V156H72ZM76 155H78L76 157ZM84 155V156H83ZM87 155V156H86ZM97 155V156H96ZM115 155V158L111 159V157H114ZM3 156V157H1ZM5 156V158H4ZM22 156V157H21ZM80 156V157H79ZM83 156V157H82ZM91 156V157H90ZM120 156V157H119ZM160 156V154H159ZM10 157V158H9ZM18 157V159L16 158ZM34 157V156H33ZM57 157V158H56ZM73 157V158H72ZM108 157V158H107ZM10 160H9V159ZM21 158V159H20ZM67 158V159H66ZM72 158V159H71ZM79 158V160H78ZM83 158V159H82ZM92 158V159H91ZM46 159H48L46 161ZM50 159V160H49ZM59 159V160H58ZM87 159V160H85ZM95 159V161H94ZM98 159V160H97ZM122 159V160H121ZM6 160V161H5ZM14 162H13V161ZM17 160V162H16ZM19 160V162H18ZM25 160V161H24ZM53 160V161H52ZM62 160V161H61ZM65 160V161H64ZM70 160V161H68ZM74 160V161H72ZM84 160V162H82ZM92 160L95 162V165L94 163H92ZM21 161V162H20ZM23 161V163H22ZM51 161V162H50ZM59 161V162H58ZM72 161V162H71ZM80 161V162H78ZM114 161V162H113ZM48 162V163H46ZM77 162V163H76ZM87 162V163H86ZM99 162V163H98ZM12 163V164H11ZM53 163V165H52ZM56 163V165H55ZM67 166H65L64 165ZM67 163V164H66ZM82 165H81V164ZM84 163V165H83ZM113 163V164H112ZM120 163V164H119ZM52 165V166H49ZM60 164V165H59ZM69 164L72 166L70 168ZM102 164V165H101ZM112 164V165H111ZM10 165V166H9ZM37 165V167H36ZM48 165V168H45V166L47 167ZM91 165V166H90ZM108 165V166H107ZM6 166V167H4ZM12 166V167H11ZM17 166V167H16ZM43 166V167H42ZM83 166V167H82ZM96 166V167H95ZM104 166V167H103ZM111 166V167H109ZM134 166V167H133ZM4 167V169H3ZM14 167V168H13ZM28 167V168H27ZM55 169H54V168ZM77 169H76V168ZM88 167V168H87ZM90 167V168H89ZM109 167V169H108ZM31 168V169H30ZM35 168V169H34ZM73 169L71 170L70 172V169ZM84 168V169H83ZM94 168V169H93ZM96 168V169H95ZM106 168V169H105ZM112 168V169H111ZM11 171H9V170ZM13 169V170H12ZM45 169V171H44ZM50 169H51V172H50ZM76 171H75V170ZM92 169V170H91ZM17 170V171H16ZM26 170V171H25ZM29 170V171H28ZM34 170V171H32ZM39 170V171H38ZM89 170V171H88ZM95 173H94V171ZM107 170H111V171H107ZM117 170V171H116ZM134 170V171H132ZM142 170V171H141ZM37 171V172H36ZM46 171H49L46 172ZM53 171V173H52ZM77 171H81V174L83 173V176L81 174H77V173H80V172H77ZM83 171V172H82ZM87 171V172H86ZM91 171L96 174L97 172V176L94 175L93 173H91ZM113 171L115 173H113ZM119 171V173H118ZM34 172V174H32ZM36 172V173H35ZM44 172V173H43ZM66 172V173H65ZM70 172V173H69ZM76 172V173H75ZM91 173V176L89 175ZM108 172V174H107ZM122 172V173H121ZM131 172V173H130ZM144 172V173H143ZM31 173V174H30ZM38 173V174H37ZM43 173V174H42ZM74 173V174H73ZM89 173V174H88ZM99 173H100V176H99ZM113 173V174H112ZM129 173V175H128ZM134 173V174H133ZM41 174V175H40ZM49 174V175H48ZM53 174V175H52ZM112 174V175H111ZM115 174V175H114ZM118 174V176H117ZM124 174V175H123ZM8 175V176H6ZM9 175H12V176H9ZM32 177H31V176ZM36 175V177H35ZM39 177H38V176ZM45 175V176H44ZM52 175V176H51ZM69 175V176H68ZM74 175V176H73ZM95 177H94V176ZM104 175V176H103ZM123 175V176H122ZM132 175V176H131ZM136 175V176H135ZM142 175V176H141ZM66 176H68L69 178H66ZM72 176V177H71ZM125 176V177H124ZM6 179H4V178ZM13 177V178H11ZM15 177V178H14ZM18 177V178H16ZM38 177V178H37ZM56 178L57 181H62V180H68V182H70L71 185H74V190H69L66 192L65 196H62L61 194L58 195V192L56 191V189H43V191H40L39 190V184L42 179H45V178ZM65 177V178H64ZM71 177V178H70ZM76 178L77 179H73V178ZM79 177V179H78ZM81 177V178H80ZM86 177L88 179H86ZM102 177V178H101ZM109 177H111L109 179ZM117 177L120 179L117 180ZM132 179H129L131 178ZM32 178V179H31ZM41 178V179H40ZM59 178V179H58ZM62 178V180L60 179ZM92 178V179H91ZM101 178V179H100ZM12 179V180H11ZM16 179H19L18 181ZM25 179V180H24ZM30 179V180H29ZM70 179V180H69ZM82 179V180H81ZM94 179L96 180L95 183H94ZM108 179V180H107ZM5 182H4V181ZM16 180V181H15ZM24 180V181H23ZM34 180V182H33ZM75 182H74V181ZM81 180V181H80ZM84 180V181H83ZM86 180V181H85ZM89 180V182H88ZM114 181L111 182V181ZM37 181V182H36ZM76 181H80L79 183L76 182ZM92 181V182H91ZM117 181V182H116ZM4 182V183H3ZM25 182V183H24ZM83 182V184H81ZM85 182L87 184H85ZM106 182H110V183H107ZM116 182V183H115ZM134 182V183H132ZM23 183V184H22ZM90 183V184H88ZM92 183V184H91ZM122 183V184H121ZM21 184V186H20ZM76 184V185H75ZM97 184V185H96ZM99 184V185H98ZM111 184V185H110ZM118 184V185H117ZM126 187H125V185ZM132 184V185H131ZM139 184V185H138ZM24 185V186H23ZM80 185V186H79ZM87 185V186H86ZM94 185V186H92ZM107 185V186H106ZM113 185V186H112ZM124 185V186H123ZM76 186V187H75ZM91 186V187H90ZM98 186H101V187H98ZM102 186L106 187L105 188H102ZM117 186V187H115ZM122 186V187H121ZM47 187V186H46ZM89 187V188H87ZM96 189H99L100 192H97L98 190ZM5 188V187H4ZM80 188H84V189H80ZM87 188V189H86ZM126 188V189H125ZM15 189V190H14ZM18 189V190H16ZM110 189V190H109ZM111 189H114V190H111ZM119 189V192L118 193V190ZM123 189V191L121 190ZM132 189V190H131ZM217 189V190H216ZM2 190V191H1ZM14 190V191H13ZM30 190V188H29ZM48 190V192H47ZM77 190V191H76ZM82 190V192H81ZM96 190V191H95ZM103 190V191H102ZM108 190V191H107ZM5 191V192H4ZM53 191V192H52ZM56 191V193H54ZM78 191H80V196ZM86 191V192H85ZM89 191V192H88ZM93 193H92V192ZM112 191H115V192H112ZM213 191V192H212ZM70 194H69V193ZM91 192V193H90ZM102 192V193H101ZM110 192L107 197V193ZM128 193L126 195V193ZM131 192V193H130ZM68 193V194H67ZM77 193V195H76ZM83 193V194H82ZM85 193V194H84ZM97 193V195H96ZM114 193V196L112 195ZM125 193V194H123ZM218 193V188L214 187L210 192L209 194L205 197L204 199V203L203 205H206L207 207L208 206H211L212 202H213V199L216 197ZM5 194V195H4ZM47 194V195H46ZM73 194V195H72ZM88 194V195H87ZM100 194V196L98 195ZM104 194L105 196H102ZM120 194V195H119ZM70 195V196H69ZM76 195V196H75ZM82 195V196H81ZM91 195V196H90ZM117 195V196H116ZM125 195V197H124ZM262 195H264L263 193L259 194V192L256 193V197L259 199V197L261 198ZM4 196V197H3ZM57 198H56V197ZM61 196V197H60ZM69 196V197H68ZM73 196V197H72ZM78 196V198H77ZM94 196V197H93ZM112 196V198L110 197ZM116 196V198H115ZM259 196V197H258ZM60 197V199H59ZM72 197V198H71ZM76 197V198H75ZM89 197V198H88ZM101 197V198H99ZM107 197V199H106ZM111 199H110V198ZM114 197V198H113ZM119 197V198H118ZM123 197V199L121 198ZM4 198V199H5ZM70 198V199H69ZM75 198V199H74ZM81 198V199H80ZM91 198V199H90ZM126 198V200H125ZM3 199V200H4ZM43 199V201H42ZM51 199V200H50ZM79 199V200H78ZM84 199V200H83ZM90 199V200H89ZM95 199V200H94ZM106 199V200H104ZM109 199L111 201H109ZM115 199V200H113ZM122 199V200H121ZM37 200H38V197H37ZM50 200V201H49ZM66 201V208L67 209H63V207L60 205V201ZM73 200V201H72ZM78 200V201H77ZM83 200V202L81 201ZM125 200V201H124ZM131 200V201H130ZM162 200V199H161ZM161 200L159 199V202H161ZM178 200V201H177ZM262 200V199H261ZM263 200H264V197H263ZM262 200V201H263ZM56 201L57 203L59 204H56ZM80 201V202H79ZM90 203H88V202ZM95 201V202H94ZM108 201V202H107ZM117 201V202H115ZM124 201V202H123ZM51 202H52V205H51ZM77 202V203H76ZM92 202V203H91ZM98 202V206L95 207V205H97L96 203ZM101 202V203H100ZM122 202V203H121ZM132 202L134 203V205L132 204ZM210 202V203H209ZM86 205H84V204ZM95 203V204H94ZM121 203V204H120ZM131 203V204H130ZM75 204H76V207H75ZM82 204V205H81ZM89 204V205H88ZM103 204V205H102ZM106 204V205H105ZM113 204V206H112ZM139 204V205H138ZM52 207H51V206ZM69 205H71L69 207ZM74 205V206H73ZM93 205V206H91ZM117 207L118 211H115L117 210L116 208H112V207ZM125 205L127 206H130L128 207V209L125 207ZM177 205V206H176ZM56 206V207H55ZM83 206V207H82ZM86 206V207H85ZM100 206V207H99ZM110 206V207H109ZM121 207L122 210H121ZM141 206V208H140ZM176 206V207H175ZM47 207V208H46ZM51 207V208H50ZM60 207V208H59ZM74 207V208H73ZM85 207V208H84ZM90 207V208H89ZM99 207V208H98ZM231 202H225L224 204V209L227 213V216H230L229 217V223H228V226H229V229L231 231V233H236V234H233L232 235V239H230L229 241V251L231 252L232 256H230L229 258V261H228V264H264V251H261L259 252L255 257L251 258V259H244V258H238L236 257L235 254H242L243 251L245 252L247 249L251 248V249H256L260 246L263 245L264 243V221H262V225H260V227H255L254 226V219L255 218H258L259 215L260 216H264V213L262 215V212L261 209L259 207H253V209L251 210V212H248L246 213L243 217L241 216L239 218V216H236L235 214L233 215L232 211H231ZM50 208V209H48ZM54 208L57 209V211H52ZM72 208V209H71ZM87 208V209H86ZM95 209V210H92ZM105 208V210H104ZM131 208V209H130ZM136 208V209H135ZM60 209V210H59ZM69 209V210H68ZM77 209V210H76ZM81 209V210H79ZM113 209V210H111ZM115 209V210H114ZM121 211H120V210ZM142 209V210H141ZM49 210V211H48ZM63 210V211H62ZM74 212H73V211ZM85 212H84V211ZM95 211L94 213L91 212V211ZM109 210V211H108ZM111 210V211H110ZM124 210V212H123ZM129 210V211H128ZM174 210V211H173ZM77 211L79 213H77ZM82 212L80 218L77 217L79 216L80 212ZM98 211H100V215L99 213H97ZM103 211V214L102 212ZM144 211V212H143ZM176 211V212H175ZM43 212L45 215H43ZM63 212V213H62ZM76 212V214H75ZM106 212V213H104ZM109 212V213H108ZM114 212V213H113ZM117 212V213H116ZM123 212V213H122ZM131 212V213H130ZM232 215H231V213ZM85 213V214H83ZM89 213H92V214H89ZM111 213V214H110ZM120 213H122L120 215ZM128 213V215L126 214ZM172 213V214H171ZM68 214V215H67ZM88 217H87V215ZM108 214V215H106ZM125 214V215H124ZM230 214V215H229ZM61 215V216H60ZM86 215V216H85ZM91 215V218L90 216ZM95 215V216H94ZM99 217H97V216ZM115 215V216H114ZM123 215V216H122ZM150 215V216H149ZM57 218H56V217ZM64 216V217H63ZM84 216V217H83ZM112 216V218H111ZM118 216V217H117ZM134 218H132V217ZM70 217V218H68ZM81 217H83L81 219ZM94 217V218H92ZM106 219H105V218ZM124 217V218H123ZM150 217V219L148 220V218ZM56 218V219H55ZM73 218V219H72ZM76 218V220H75ZM86 218V219H84ZM103 218V219H102ZM115 218V219H114ZM129 220H127V219ZM59 219V220H57ZM69 219V220H68ZM80 219V220H79ZM89 219V220H88ZM92 219V220H91ZM101 219V220H100ZM109 219V220H108ZM112 219V222L113 224H111L112 222L110 221ZM138 219V220H137ZM57 220V221H56ZM70 224H68L69 222ZM117 220V221H116ZM142 220V223H140ZM47 221V223L45 222ZM82 221V222H81ZM88 221V222H87ZM97 221V222H95ZM103 221V222H101ZM107 221V222H106ZM120 221V222H119ZM54 222V223H53ZM59 222V223H58ZM72 222V223H71ZM76 222V223H75ZM79 222V223H78ZM93 222V225H91ZM111 222V223H110ZM161 222V223H160ZM166 222V223H164ZM170 222V223H169ZM43 223V224H41ZM54 225H53V224ZM65 223V224H64ZM75 223V224H73ZM77 223L79 225V227H77ZM85 223V224H83ZM86 223H91L90 225L89 224H86ZM95 223H97L95 225ZM109 223V224H107ZM128 223H129V226H128ZM150 223H151V226H150ZM46 224H49V225H46ZM51 224V225H50ZM57 224H62L64 226V233H62V235L60 233H56L58 235L55 234V230H56V225ZM68 224V225H67ZM83 224V225H82ZM141 224V225H140ZM172 224V225H171ZM230 224V225H229ZM38 225V226H37ZM41 225V226H40ZM42 225H43V228H42ZM45 225V227H44ZM74 225V226H72ZM113 227H111V226ZM117 225V226H116ZM127 225V226H126ZM146 225H148V227H146ZM155 226L154 227H152ZM166 225V227H165ZM167 225H168V228H167ZM170 225V226H169ZM175 225V226H174ZM51 226V227H50ZM52 226H55V227H52ZM72 226V227H71ZM83 227L80 228V227ZM84 226L86 227H90L92 230H93V235L91 234L90 231H92L90 228H86L85 227V230H84ZM98 226V228H97ZM100 226V227H99ZM105 226V227H104ZM214 236L218 237V236H221L223 234L226 233V224H224L223 221L217 219L216 222L214 223ZM246 226V227H245ZM39 227V228H37ZM46 227H50V228H47L45 230ZM71 227V228H70ZM75 227V228H74ZM104 227V228H103ZM135 227V231L132 230L134 229ZM141 227V228H140ZM244 227V230L242 229ZM40 228L41 229V232H40ZM66 228V229H65ZM77 228V229H76ZM100 228V229H99ZM110 228V229H109ZM114 228V229H113ZM139 228V229H138ZM160 228V229H159ZM167 228V229H166ZM180 228V229H179ZM44 229V230H43ZM54 231H53V230ZM69 229V231H68ZM76 229V230H74ZM82 229V230H79ZM90 229V230H89ZM109 229V230H108ZM112 229V230H111ZM154 229V230H153ZM159 229V230H158ZM35 230V231H34ZM38 230V231H37ZM43 230V231H42ZM52 230V231H51ZM73 230V231H72ZM87 230V231H86ZM89 230V232H88ZM102 230V231H100ZM143 230V231H142ZM149 230V231H147ZM156 230V232H155ZM164 230V231H163ZM186 230V231H185ZM79 231V235L77 234V232ZM84 233H83V232ZM100 231V233H98ZM115 231V232H114ZM118 231V233H117ZM158 231V233H157ZM173 231V232H172ZM179 231V232H178ZM182 231V232H181ZM188 231V232H187ZM221 231V232H220ZM244 231V233H243ZM43 232V233H42ZM44 232H47V233H44ZM68 232V234L66 233ZM71 234H70V233ZM81 232V233H80ZM90 233V234H87ZM102 232V233H101ZM107 232V234L105 233ZM111 232H114L113 234ZM194 232V233H193ZM203 235H201L200 233ZM38 233V234H37ZM53 233V234H51ZM76 235H75V234ZM85 234V236L83 234ZM95 233V234H94ZM184 233V234H183ZM199 233V234H198ZM44 234V236H43ZM65 236H64V235ZM74 234V236H73ZM117 234V235H116ZM140 234V235H139ZM143 234V235H142ZM157 234V235H155ZM160 236H159V235ZM174 234V235H173ZM183 234V235H182ZM186 234V236H185ZM196 234V235H195ZM198 234V235H197ZM37 235V236H36ZM41 237H40V236ZM48 237H47V236ZM50 235V236H49ZM67 235H68V238H67ZM83 235V236H82ZM92 235V236H90ZM115 235V236H114ZM123 235V237H122ZM145 235V236H144ZM152 235V237H151ZM171 236V237H176L178 241L177 244H176V241L175 243H169L165 246L164 243H163V240L162 237L164 236ZM191 235V237H190ZM46 236V237H45ZM88 236V237H87ZM96 236V237H95ZM110 238H109V237ZM129 236V237H128ZM134 236V237H133ZM137 236V237H136ZM150 236V237H149ZM159 236V237H158ZM183 236V237H182ZM233 236H236L233 238ZM62 237V238H61ZM71 237V238H70ZM93 240H91L90 239ZM151 239H149V238ZM156 237L155 241H156V246L153 245V241H154V238ZM178 237H180L181 240H178ZM185 237V238H184ZM45 238V240H44ZM58 238V239H57ZM67 240V242H65V240ZM70 238V239H69ZM76 238V239H75ZM78 238V239H77ZM108 238V240H107ZM138 238V239H136ZM145 238V239H144ZM191 238H194L191 239ZM197 238V239H196ZM51 239L53 241H51ZM57 239V241L55 240ZM73 239V241H72ZM80 239V240H79ZM90 239V241H89ZM119 239V240H118ZM122 239V240H121ZM131 239V241H130ZM141 239V240H140ZM184 239V240H183ZM75 240V241H74ZM114 240V241H113ZM116 240V242H115ZM121 240V241H120ZM198 240V241H197ZM232 240V241H231ZM40 241V242H39ZM48 243H47V242ZM59 241V242H58ZM71 241V243H70ZM78 241V242H77ZM79 241H80V244H79ZM89 242V244L87 245L86 242ZM108 241H110V246L109 244L107 243ZM113 241V242H112ZM139 241V242H138ZM151 244H149V242ZM195 241V242H194ZM44 242V243H43ZM62 242V246L60 245ZM78 245H77V243ZM103 242V244H102ZM193 242V243H192ZM53 243V244H52ZM64 243V244H63ZM67 243H70L71 246L73 244V246H75L73 248H71V246H69ZM106 243V244H105ZM113 243V244H112ZM117 243V244H116ZM124 243V244H123ZM190 243V244H188ZM43 244V245H42ZM67 244V245H66ZM87 245L89 247H86L84 245ZM92 244V245H91ZM139 244V245H138ZM146 244V245H145ZM181 244V245H180ZM195 244V245H194ZM48 245V246H47ZM54 245V246H53ZM64 245V246H63ZM100 245V246H99ZM102 245V246H101ZM112 245V246H111ZM145 245V246H144ZM41 246V247H40ZM46 246V247H45ZM77 246V247H76ZM93 246V247H92ZM108 248H107V247ZM118 246V248H117ZM127 246V247H126ZM140 246V247H139ZM155 246V247H154ZM168 246V247H167ZM184 248H183V247ZM186 246V247H185ZM206 246V248H205ZM53 247V248H52ZM55 247V248H54ZM68 247V248H66ZM78 247H80L79 249H77ZM86 247V248H85ZM104 247H105V250H104ZM116 247V248H115ZM151 247V248H150ZM178 247V248H177ZM50 248V250H49ZM63 248V249H61ZM66 248V249H65ZM85 250H84V249ZM90 248V250H89ZM93 248V249H92ZM97 248V249H96ZM114 250V253L113 250ZM123 248V249H122ZM128 248V249H127ZM146 250H144V249ZM150 248V249H149ZM171 248H175V249H172V254H171ZM177 248V249H176ZM44 249V250H43ZM47 252H46V250ZM73 249V251H72ZM81 249V250H80ZM88 249V250H87ZM92 249V250H91ZM139 249V250H138ZM149 249V250H148ZM211 249V250H210ZM245 249V250H244ZM53 250V251H52ZM58 250V251H57ZM62 250V251H61ZM70 250V251H69ZM75 250V251H74ZM80 250V252H79ZM94 250V251H93ZM102 250V252H101ZM107 250V251H106ZM112 250V251H111ZM152 250V251H150ZM180 250V251H179ZM72 253V254H70ZM72 251V252H71ZM77 251V252H76ZM83 253H82V252ZM98 251V252H97ZM130 251V252H129ZM41 252V253H39ZM74 252V254H73ZM80 254H79V253ZM88 254L89 255H86L85 257V254ZM92 252L95 254H92ZM106 252V253H105ZM111 252V254H110ZM132 252V253H131ZM134 252V253H133ZM143 252V253H141ZM183 252V253H182ZM242 252V253H241ZM61 253V254H60ZM63 253V254H62ZM77 253V254H76ZM99 253V254H97ZM140 253V255H142L140 257V255L138 254ZM192 253V254H191ZM52 254V255H50ZM59 254V255H57ZM71 256L69 257L68 256ZM79 254V255H78ZM84 254V255H83ZM101 254V255H100ZM104 254V256H103ZM106 254H108L106 256ZM130 254V255H129ZM136 254V255H135ZM146 254L148 256H146ZM167 254H168V257H167ZM42 255L43 258H42ZM56 255V256H55ZM75 255V256H74ZM84 258H80L79 256L83 257ZM91 255V256H90ZM150 255V256H149ZM182 255V256H181ZM40 256V257H39ZM49 256V257H48ZM65 258H64V257ZM73 256V258H72ZM77 256V257H76ZM100 256H103V257H100ZM143 256H146V257H143ZM191 256V258H190ZM193 256V258H192ZM195 256V257H194ZM234 256V257H233ZM51 257V258H50ZM79 257V259H78ZM99 257V258H98ZM106 257V258H105ZM132 257V258H131ZM170 257V258H169ZM42 258V259H41ZM97 258V259H96ZM141 261H139V259ZM198 258V257H197ZM48 259V260H46ZM67 261H66V260ZM101 259V260H100ZM103 259V260H102ZM107 259H108V262H107ZM50 260H52L50 262ZM66 263H65V261ZM70 260V261H69ZM83 260V261H81ZM88 262H91V263H88ZM95 260V261H94ZM137 260V261H136ZM185 260V261H184ZM46 261V262H45ZM63 263H62V262ZM69 261V262H68ZM94 261V262H93ZM99 261V262H98ZM104 261V262H103ZM132 261H134L132 263ZM78 262V263H76ZM124 262H122L123 264H125ZM141 262V263H140ZM143 262V263H142Z\"/></svg>",
    "mask_w": 264,
    "mask_h": 264
}]
</instances>
